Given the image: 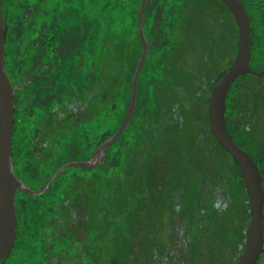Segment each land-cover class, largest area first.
<instances>
[{
    "label": "flooded vegetation",
    "instance_id": "af4514ba",
    "mask_svg": "<svg viewBox=\"0 0 264 264\" xmlns=\"http://www.w3.org/2000/svg\"><path fill=\"white\" fill-rule=\"evenodd\" d=\"M36 1H44L43 5L46 7L39 10L35 5ZM78 1L26 0L22 9H16L11 0H1V16L5 24V70L13 87L14 98L13 170L17 180L29 190H16V236L9 255L1 259L0 264H76L67 257V250L57 249L63 247L64 242L70 245L68 250L75 249L72 238H68L64 232L65 229H75L83 220H88L85 212L89 210V194L94 189V180H91L90 176L95 174L96 167L109 166L117 151L122 154L120 160L121 157L124 159L127 156L128 144L122 139L128 135V125L103 153H98L97 148L118 129L129 104L128 67L135 60L139 44L142 50L137 23L141 0H138L137 7L134 8L133 34L138 38L133 49L129 43L126 19L122 14L119 34L113 32V18L111 10L108 9V1H105V5L100 6L99 10L96 9V13L101 9L105 10L104 15L99 18H96L94 13L91 15L81 10L86 7L77 6ZM87 1L89 0H83ZM92 1H96V6L98 0H90V3ZM216 1L217 4H211L213 8L209 9L214 12L212 20L204 13L203 2L182 4L176 13L173 6L167 7L161 0H147L143 25L149 44L148 50L151 47L158 50L164 44H171L170 39L165 36L166 33L162 35L159 31L162 26L167 28L172 25L170 18L174 20L176 17L175 21L182 23L186 33H189V19L202 17V20H208L206 30L210 29V33L208 40L201 39L199 34H203L200 30L203 25L198 26L196 37L199 38L200 45L207 48V44L211 43L208 52H217L216 48H221L223 58L224 36L218 33L216 27L217 33L214 37L211 28L214 24L224 22L226 12L223 1ZM240 1L246 10L250 26H253L248 0ZM121 9L124 10V5ZM152 9L155 11V26L152 31L147 32L145 26ZM252 30L250 27V33ZM211 37L214 40H211ZM117 44H120L119 60L113 59V56H116L114 51L117 50ZM185 55L186 53L182 52L180 57ZM163 57L170 59L168 52L167 56ZM177 61L184 63L182 59ZM212 81L214 83L216 78ZM101 93L104 94L103 98ZM136 107L137 95L135 109ZM116 113L118 122L114 130L110 131L106 126L108 116L113 114L115 117ZM100 115H103V118L106 116L103 130L107 133L97 137L96 124ZM257 163L259 164L258 159ZM67 164L71 165L63 167ZM172 169L170 162L163 163V172L168 174ZM57 170V175L51 179ZM185 170L189 173L190 161L186 163ZM47 180L50 181L41 193H33ZM162 182L158 181V187L164 185ZM262 185L264 188V171ZM216 198L215 205H218L220 197ZM222 204V208H225L226 204ZM31 223L36 224L34 234L36 240L38 239L33 247L27 246ZM177 224L179 226L174 225L173 231L159 227L150 231L154 239H161L156 242L157 247L165 249L164 256L174 255L175 246L180 240L184 242L185 248L191 240L189 233L182 232L181 223ZM157 233L158 238H155ZM81 236L84 238L86 235ZM137 244L138 242L135 246ZM71 254L75 255V250ZM31 257L36 258L37 263L26 261ZM90 259H85L83 255L84 264H90Z\"/></svg>",
    "mask_w": 264,
    "mask_h": 264
},
{
    "label": "trees",
    "instance_id": "16d2710c",
    "mask_svg": "<svg viewBox=\"0 0 264 264\" xmlns=\"http://www.w3.org/2000/svg\"><path fill=\"white\" fill-rule=\"evenodd\" d=\"M248 3L252 10L250 20L253 22L257 18L259 21L264 20V0H248ZM224 11L232 19L225 6ZM115 12L112 13V27L113 32L119 34L120 15ZM232 21L234 22L233 19ZM234 25L236 35H233L232 50L228 53L229 63L237 52L239 42L237 26L235 23ZM250 27L251 30L255 28ZM253 30L250 33L251 59ZM116 48V52L114 51L116 56L114 55L113 59L119 60L120 44H117ZM168 50L169 48L164 44L158 50L149 48L147 54L156 51L160 52L159 56L162 55L163 58ZM140 51L139 44L135 60L128 67L127 103L130 99L132 74ZM206 57L208 56L200 55L198 59L203 61L201 63L185 64L180 61L166 63L165 61L161 64L154 63L149 68L145 67V60L138 79L137 107L126 129L129 131L132 144L127 146V156L123 159L127 169L125 176L129 186L133 187V193L136 194L138 201L142 200L143 194L144 199L153 200L156 204L153 212L147 210L143 215L149 226L146 227L144 221L138 226L134 223L133 235L135 232L139 239L144 232L148 237L151 235L150 230L158 228L152 224L156 220L160 221L159 229L166 228L172 231L174 225L179 226L177 222H180L182 227L183 224L189 227L191 222L196 226L197 234L193 238L194 241L190 240L183 250L185 256L175 257L169 254L163 257L162 264H235L242 252L245 230L249 222L248 196L239 169L232 157L209 131L206 107L213 81L209 79V87H205L207 79L203 74L206 71L203 63ZM228 64L225 70L230 65ZM225 70H222L221 74ZM256 79L257 76L252 74L239 76L232 83L225 101L227 128L234 141L244 149V145L249 142L251 129L255 133L264 129V85L259 86ZM103 96L104 94L101 93L102 98ZM215 147L225 155L223 157L219 155ZM246 151L253 156L256 163L264 152L262 149L256 150L257 152H250L247 149ZM188 161H190L189 173L185 170ZM169 162L173 169L167 174L163 172V163ZM257 165L262 176L264 167L258 163ZM142 170L143 176H139ZM121 174L120 169L116 177H120ZM135 175L137 180L144 177L148 183V192L139 188V184L143 187L142 179L140 182L138 180L134 187ZM230 176L234 177L233 183L239 184V189L233 196L229 192L231 188L227 183ZM158 181H163L164 185L158 187ZM216 197H220L218 205H215ZM222 203L226 204L225 208H222ZM205 216L208 220L204 218ZM209 226L211 228H208ZM195 241L196 249L193 244ZM137 242L139 244L138 240L134 244ZM155 244L157 246L158 242ZM153 247L147 257L149 263H153L152 253L154 254L158 249L155 248L154 252ZM127 248L130 252L127 259L134 260L128 264H142V260L139 261L138 255L134 253L140 248V244L138 248L132 244ZM147 248L149 246L143 248V251ZM160 249L162 253L165 250L161 247ZM142 255L146 259L145 251ZM166 258L167 263L164 261ZM257 264H264V252Z\"/></svg>",
    "mask_w": 264,
    "mask_h": 264
},
{
    "label": "rangeland",
    "instance_id": "374dc122",
    "mask_svg": "<svg viewBox=\"0 0 264 264\" xmlns=\"http://www.w3.org/2000/svg\"><path fill=\"white\" fill-rule=\"evenodd\" d=\"M12 6L16 9H22L23 6L26 3V0H11ZM78 1V0H77ZM105 1L107 2L108 9L111 10L112 13H119L122 14L127 23V28L129 30V43L133 47L136 45V35L133 34L134 26H135V16H134V8L137 7L138 0H98L97 5L95 6L94 3L96 1H93L90 3V0L87 2H83V0L78 1L79 3L77 6L82 8L81 6L84 5L86 7L85 9H81L83 11H87V14L93 15V13L96 15V18L102 17L104 15L105 10L96 13V9L99 10L100 6L105 5ZM162 4L166 3L167 7H172L178 13V10H180L181 5L188 4L193 5L195 3L203 2L205 14H207V17H211L213 20L214 12L213 10H209L210 8H213L211 4L216 3V0H161ZM44 1H36L35 5L37 8L44 9L46 5H43ZM160 4V2H159ZM168 4V5H167ZM215 4V5H216ZM71 5V3H70ZM122 5H124V10L121 9ZM11 6V8H12ZM264 8V7H263ZM62 9V7L60 8ZM208 9V10H206ZM153 10V9H152ZM150 11L149 16L147 18L146 22V28L147 32L148 30L152 29L155 25V18H154V10ZM44 11V10H43ZM118 11V12H117ZM228 14V13H227ZM226 14V20L224 18V22L219 25H212L211 30H213V36H216L218 27V33H222L224 36V45L223 48V58L221 57V48H216L217 52H208L207 49H211V43L207 44V48L200 45L199 38L196 37V32L198 31L197 28L200 24L203 26L200 28L201 31H203L202 35L199 34V37L201 39L204 38V40H208V36L210 33V29H207V21L195 17L194 19H189L188 26L190 27V32L186 33L182 23H178L176 20V17L173 19L170 18V23L173 25H170L169 27L162 26L159 28V31H161L162 35L165 34L167 36L168 40L170 39L171 44L167 47H170L168 50V57H161L159 56L160 52H149L147 55V59L145 62V67L149 68L154 63H170L175 62L178 59H182L184 63L187 64H193L194 62H203L200 58V55L208 56L204 60V66L206 67V71L203 73L204 77L207 79V82H205V87H209V79L213 80L217 78L216 76H219L221 74V71L225 69L226 65L229 63V57L228 53L232 50V43L234 36L236 35L235 32V25L232 19L229 15ZM114 15V14H113ZM179 19V18H178ZM177 19V20H178ZM210 19V18H209ZM211 21V20H210ZM264 21L263 19L259 21V18L254 21L253 26L255 27L253 30V45H252V52L253 56L250 62V66L255 70H261L264 68ZM256 22V23H255ZM176 23V25H175ZM190 24V25H189ZM257 24H261L260 26H257ZM185 26V24H184ZM165 27V28H164ZM232 34V36H231ZM211 40H214L213 37L210 38ZM168 43V42H167ZM138 46V43H137ZM172 46V47H171ZM209 47V48H208ZM215 50V51H216ZM182 52H185V57L181 58L180 54ZM199 55V56H198ZM167 56V55H165ZM211 56V57H210ZM218 56V57H217ZM162 60H161V58ZM217 57V58H216ZM169 59V60H168ZM195 64V63H194ZM176 65L178 63L176 62ZM220 73V74H218ZM218 74V75H217ZM252 78V77H250ZM259 83L258 85H264V75L261 77H257L256 79ZM264 95V94H263ZM262 95V96H263ZM118 113L114 115L109 114L108 116V123H107V129L109 128L110 131L114 130V128L117 125L118 122ZM106 118V116H105ZM105 118H103V115H100L97 118V124H96V136H103L105 135L103 127L105 124ZM264 118V117H263ZM105 121V122H103ZM102 122V123H101ZM101 123V124H99ZM106 129V130H107ZM108 129V130H109ZM126 136L123 137L122 140H126L128 146H130L131 143V137L129 136V131H127ZM118 146V145H117ZM245 150L247 149L250 152H255L256 150H264V129L260 130L259 133H255L253 129H251L249 133V142L247 145H244ZM215 150L219 155L222 157L225 155L219 148L215 147ZM257 152V151H256ZM120 154V155H119ZM120 156H122L121 152L117 151L115 157L112 158L111 163L109 166H106V168L102 167H96L95 174H92L90 176L91 180H94V184L92 185L94 189L91 191V194H89V210H86V214L88 216V220H83L81 223L78 224L75 229L66 230L65 234L68 235V238H72L73 246L75 249L68 250L70 245H68L66 242H64L63 247H59L57 250H62L68 252L67 257L73 260L76 264H84L83 261V255H85V259H90V264H128L134 262V260L130 259L128 260V255H130L129 249L130 245H134V247L138 248L140 244L139 250H135L134 253L138 255V260H142V264H162L164 253L160 251V247L158 246V249L155 252L156 241L161 239H154L153 235H149L148 237L143 232L141 233V236L138 239V236H136L135 232L133 235L132 229L134 227V223L138 225H141L144 220V214L147 213V210L152 211L156 207V204L153 200H146L144 199L145 196L142 194V200L137 199V196L134 192V189L132 186H129V183L127 181L126 174V164L123 162V157H121L122 161L120 160ZM117 160V162H116ZM140 161V158H139ZM258 162L260 165H263L264 167V152L261 154V156L258 158ZM125 167V169H124ZM171 168V167H170ZM122 170V174L120 177H116L119 170ZM125 170V171H124ZM130 170V169H129ZM169 171H171L169 169ZM143 170L141 173H139V176L142 175ZM129 175V173H128ZM233 176L228 177L227 183L229 184V187L231 188L229 192L232 194V196L235 194V191L239 189V184L237 182L233 183ZM142 179V186L139 184V188L141 190H145V192H148V183L143 178L136 179L135 175V183L134 187L137 185V181L140 182ZM217 181V179H214ZM218 182V181H217ZM235 189V190H234ZM143 192V191H142ZM153 195V194H152ZM46 196V195H45ZM231 196V197H232ZM47 197V196H46ZM136 197V198H135ZM154 197V196H153ZM45 198V197H44ZM138 198H141L138 196ZM137 199V200H136ZM136 200V201H135ZM49 201V200H48ZM165 203V202H164ZM163 203V204H164ZM164 206V205H163ZM165 207V206H164ZM166 208V207H165ZM208 213L206 214V216ZM204 217L206 220L207 217ZM67 221V220H66ZM146 227L149 226V223L146 224ZM166 223V221H165ZM30 224V223H29ZM152 224L154 226L159 227L160 221L156 220L153 221ZM136 226V227H137ZM36 224L31 223V234L28 237V244L27 246L33 247L37 240L36 235L34 234ZM208 228H211L210 226ZM75 232H74V231ZM151 231V230H150ZM196 226L192 222L189 223V227L186 226V224H183L182 232L189 233L188 235L191 240L194 241V236H196ZM84 232V233H82ZM152 233V232H151ZM81 234H85L86 236L83 238ZM155 238H158V233L154 235ZM26 237V238H27ZM136 240L139 241V244L135 246L134 242ZM36 241V242H35ZM34 242V243H33ZM149 242V243H148ZM163 242V241H162ZM153 244L155 247H153ZM195 248L196 241L193 243ZM191 245V244H190ZM146 246H149V248L145 249V253L147 255L146 259L144 258L143 254V248H146ZM153 247L154 254L152 253V262L149 263V258L147 257L150 255L151 248ZM37 249V247L35 246ZM185 249V245L183 241H179L174 249V256H181L184 255L183 250ZM75 250V255H72L71 252ZM149 250V251H146ZM149 252V253H148ZM264 252V247H263ZM190 253V252H189ZM25 254V249L22 253ZM136 258V257H135ZM133 258V259H135ZM32 260L33 262L36 261V258H29L26 259V261L30 262ZM188 260V258H187ZM164 261L165 263L168 262V259L166 258ZM37 263V261H36Z\"/></svg>",
    "mask_w": 264,
    "mask_h": 264
},
{
    "label": "water",
    "instance_id": "95a60500",
    "mask_svg": "<svg viewBox=\"0 0 264 264\" xmlns=\"http://www.w3.org/2000/svg\"><path fill=\"white\" fill-rule=\"evenodd\" d=\"M222 1L230 11L237 26L239 42L232 62L216 79L210 89L206 108L207 119L210 133L235 161L248 196L249 222L245 230L243 249L235 264H257L264 247V188L262 176L254 158L234 141L227 128L225 101L232 83L239 76L252 74L261 77L264 75V68L255 70L250 66V21L243 4L240 0ZM146 3L147 0H141L138 10L137 23L142 50L133 73L130 101L126 114L115 133L97 148L98 153H103L121 135L129 124L136 106L137 80L149 47L143 25ZM4 40L5 24L1 16L0 0V260L9 255L14 245L17 228L15 210L16 190L18 188L26 192L29 190L17 180L13 170L12 134L14 98L13 87L5 70ZM70 165L67 164L63 167ZM84 165L87 166V164ZM58 171L55 172L51 179L57 175ZM50 180H47L38 191L33 193H41Z\"/></svg>",
    "mask_w": 264,
    "mask_h": 264
}]
</instances>
